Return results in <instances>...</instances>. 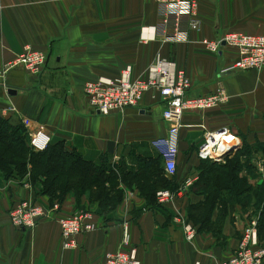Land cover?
I'll return each instance as SVG.
<instances>
[{
	"label": "crops",
	"instance_id": "0c3cea01",
	"mask_svg": "<svg viewBox=\"0 0 264 264\" xmlns=\"http://www.w3.org/2000/svg\"><path fill=\"white\" fill-rule=\"evenodd\" d=\"M196 19L200 27L189 32L186 42L170 44L159 36L142 41V30L158 21L153 0H0V74L25 47L47 56L38 77L16 67L0 78V119L22 126L26 136L43 127L51 145L62 144L91 163L124 165L136 175L131 186L120 185L122 201L104 214L88 195L70 193L61 202L51 201L27 178L7 176L0 169V264H104L106 254L129 248L136 250L140 264H219L234 255L244 228L256 216L236 204L222 216L215 205L209 224L200 229L188 214L204 196L191 188L208 172L199 155L204 135L220 132L233 137L236 147L218 164L247 152L240 159L249 158L254 177L246 168L237 176L252 186L264 184V69L223 72L238 58L237 50L223 45L213 54L202 42L229 33L264 37V0H202ZM158 55L184 70L191 97L220 90L228 98L215 109L183 114L175 180L184 191L167 204L157 201L163 190L157 189L156 179H171L152 147L171 125L163 119L162 98L149 92L136 108L100 116L83 93L86 82L114 78L126 66L132 67L134 78H144ZM24 120L30 121L29 129ZM23 201L45 212L27 230L9 221L10 210ZM79 211L91 213L95 230L75 236V247L66 250L59 222ZM185 223L196 230L190 242Z\"/></svg>",
	"mask_w": 264,
	"mask_h": 264
},
{
	"label": "built area",
	"instance_id": "2783aa9c",
	"mask_svg": "<svg viewBox=\"0 0 264 264\" xmlns=\"http://www.w3.org/2000/svg\"><path fill=\"white\" fill-rule=\"evenodd\" d=\"M158 8V21L156 26L150 28L145 34L142 30V41L154 40L162 37L164 42L177 44L186 42L189 32L199 29L196 19L199 4L202 0H153ZM148 30V31H149ZM152 31V32H151ZM233 47L238 52V58L223 72H247L264 69V37L260 35H247L229 33L216 41L204 40L205 49L216 54L221 44ZM47 63L46 54L25 47L23 52L11 63L5 66L3 75L16 67H22L31 76L38 77ZM131 66H126L114 78L100 77L94 81L86 82L83 87L88 106L101 116L122 113L127 109L136 108L143 96L149 92L157 93L165 102L163 119L171 125L166 136L152 142V147L161 158L163 172L167 178H172L177 171L178 142L181 118L188 111H206L227 104V96L220 90L209 96L191 97V81L184 70L177 64L157 56L148 66L144 78H134ZM3 115L4 112H3ZM24 127L30 128V121L24 120ZM224 132L219 134L206 133L200 149V158L204 161L220 163L222 140ZM29 147L34 152H43L50 144V137L43 127L27 134ZM179 191H182L181 189ZM180 192L163 190L157 193L159 204L172 201L174 195ZM45 216L42 207L23 201L15 205L9 212L11 226L19 230L34 228ZM63 248L73 249V238L80 234L95 230L92 215L88 211H79L71 217L61 219L59 222ZM185 240L190 242L196 236L195 228L188 223L183 227ZM123 244H129V236L124 230ZM104 264H140L134 248L127 251H118L105 255ZM219 264H264V246L259 245L257 221L249 222L243 230L241 239L234 255L222 260Z\"/></svg>",
	"mask_w": 264,
	"mask_h": 264
},
{
	"label": "trees",
	"instance_id": "16d2710c",
	"mask_svg": "<svg viewBox=\"0 0 264 264\" xmlns=\"http://www.w3.org/2000/svg\"><path fill=\"white\" fill-rule=\"evenodd\" d=\"M26 137V131L22 126L13 127L0 119V169L6 173L9 169L19 168L29 173V176L33 175L35 180L29 181H32V184L39 182L42 187L41 193L51 201L61 202L70 192L77 196L88 194L105 214L114 210L122 201L123 191L120 185L131 186L135 180L136 175L129 172L124 165L109 166L104 160L99 163L88 162L77 151L67 150L62 144L50 143L43 152H34L29 147ZM261 151L264 153V148ZM242 155H247V152L232 160H226L224 165L203 160L208 172L201 174V184L193 186L191 190L201 193L204 198L212 199L207 211L203 202L191 206L188 214L190 221L200 229L209 224L208 219L214 206L220 207V202L215 204L218 200L216 198H226L228 210H220L219 215L222 216L233 211L238 201L246 199V208L251 204V200L254 201L259 213L258 235L264 236V184L252 186L245 181V177L237 176L242 171L237 158L240 159ZM145 164L146 167L150 165L149 161ZM157 164L159 166V163ZM243 167L247 169L248 174H252L249 164L246 163ZM175 176L169 178L171 181L157 176V189L178 192L181 187L176 183ZM199 188L201 191H198ZM254 191L259 193L252 195ZM248 200L250 201L247 202ZM217 221L218 225H221L220 218Z\"/></svg>",
	"mask_w": 264,
	"mask_h": 264
},
{
	"label": "rangeland",
	"instance_id": "374dc122",
	"mask_svg": "<svg viewBox=\"0 0 264 264\" xmlns=\"http://www.w3.org/2000/svg\"><path fill=\"white\" fill-rule=\"evenodd\" d=\"M99 115V114H98ZM101 116V115H100ZM237 162H239V165H241V170L243 171L244 170V165L247 163H249V158H242V159H239V158H237ZM252 164V163H251ZM252 166H253V164H252ZM254 167V166H253ZM252 168V167H251ZM6 174H7V176H9V175H13V176H16V177H19V178H17V179H22V177H25V178H27L28 180H32V181H34L35 180V177L32 175V176H29V173H25L24 171H23V169H19V168H13V169H9V170H7L6 171ZM251 176H253L254 177V174L252 173L251 174ZM31 178V179H30ZM32 181H30L31 183H33ZM34 184H36L37 186H38V188L41 190L42 189V187L40 186V184H39V182H36V183H34ZM181 188V190L182 191H179L178 190V192H183L184 191V188L182 187V186H180ZM263 187H264V185H263ZM240 190V189H239ZM198 191H201V188H199V190ZM158 192V191H157ZM70 193H73V192H70ZM70 193H68V194H70ZM176 193V192H175ZM259 192H257V193H255V191L254 192H252V195L253 194H258ZM67 194V195H68ZM77 198H80L81 196H85V195H88V194H83V195H79V196H77L75 193H73ZM210 194H212V193H210ZM89 196V195H88ZM66 197V196H65ZM212 198H203V202H204V208H205V210L207 211L208 210V208H209V204H210V200H211ZM216 199H218L216 202H215V204L217 203V202H220L221 203V205H220V207H219V209L221 210V211H227L228 210V206L226 207V198H216ZM91 200V199H90ZM250 200H248L247 202H249ZM56 202H58V201H56ZM91 202H94V201H92L91 200ZM203 202H201V203H203ZM239 203L238 204H236V205H238L239 206V209H241L242 210V212H244V210L246 209V211L247 212H249V211H251L252 212V215L253 216H256V217H254V218H251L249 221L251 222V221H253V220H255V221H257V226H259V223H258V212H257V209H256V206L254 205V201L253 200H251V204H249L248 206H247V208H246V205H245V203H246V199L244 200V201H238ZM95 203H97V202H95ZM98 204V203H97ZM218 204V203H217ZM99 206V205H98ZM100 208V207H99ZM100 210H101V208H100ZM252 216V217H253ZM218 226V225H217ZM257 231H258V227H257ZM258 240H259V245H261V246H264V236H262V237H260L259 235H258Z\"/></svg>",
	"mask_w": 264,
	"mask_h": 264
},
{
	"label": "water",
	"instance_id": "95a60500",
	"mask_svg": "<svg viewBox=\"0 0 264 264\" xmlns=\"http://www.w3.org/2000/svg\"><path fill=\"white\" fill-rule=\"evenodd\" d=\"M221 45L222 46L225 45L224 42H222ZM8 93L15 95V91H13V90H9ZM221 147H222V149H225V151L223 153H221L220 158L221 159H224V158L228 157V155L230 154V152H232L233 149L236 147L235 139L233 137H231V138L225 137L222 140Z\"/></svg>",
	"mask_w": 264,
	"mask_h": 264
},
{
	"label": "bare ground",
	"instance_id": "6f19581e",
	"mask_svg": "<svg viewBox=\"0 0 264 264\" xmlns=\"http://www.w3.org/2000/svg\"><path fill=\"white\" fill-rule=\"evenodd\" d=\"M150 32V30H145V34H148ZM152 32V31H151ZM229 138H231V136H228ZM236 141V140H235Z\"/></svg>",
	"mask_w": 264,
	"mask_h": 264
}]
</instances>
